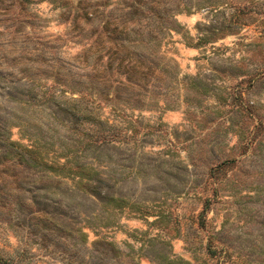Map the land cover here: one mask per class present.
I'll use <instances>...</instances> for the list:
<instances>
[{
    "label": "rangeland",
    "instance_id": "1",
    "mask_svg": "<svg viewBox=\"0 0 264 264\" xmlns=\"http://www.w3.org/2000/svg\"><path fill=\"white\" fill-rule=\"evenodd\" d=\"M0 65L84 110L0 97L56 162L0 165V264H264V0H0Z\"/></svg>",
    "mask_w": 264,
    "mask_h": 264
},
{
    "label": "trees",
    "instance_id": "2",
    "mask_svg": "<svg viewBox=\"0 0 264 264\" xmlns=\"http://www.w3.org/2000/svg\"><path fill=\"white\" fill-rule=\"evenodd\" d=\"M126 54L132 53L128 48L124 47ZM140 57V55H137ZM142 60V58H138ZM0 97L1 99L6 98L9 103L13 102L21 108L27 109L29 106L38 103L39 101L46 102L54 110L52 115L60 120L61 122L67 123L70 129H75L79 124L81 119L80 111H84L83 108L74 101L69 103L67 101H60L56 98L53 93H47L46 90L36 89V80L32 77H16L12 76L11 72L4 71V68L0 65ZM36 101V102H35ZM8 116H3L0 114V165H5L9 163V166L13 167L15 171L16 167L24 169L35 168L37 170H46L52 168L56 163L54 160L48 159L49 152L42 148V133L40 131V126L38 123H33L36 129H31V121L27 117H20L14 121L9 120ZM33 125V126H34ZM16 127L20 130L21 134L27 138L26 143H21L18 140L11 138L12 128ZM108 129H100L98 132L101 133L102 142H105L106 131ZM87 137H92L93 133L88 131L84 133ZM91 139V138H90ZM89 144L95 143V141L88 140ZM45 144V143H44ZM70 149L64 154L69 153ZM76 152V151H75ZM74 152V156H75ZM76 165H67L69 172L74 170L78 175H83L84 166L75 160ZM66 164L64 163L61 168L64 169ZM72 168V169H71ZM62 169V170H63ZM65 170V169H64ZM20 171H15L14 175H17ZM89 173V171H88ZM87 174V173H86ZM89 178V177H88ZM17 185H21L23 181H16ZM87 183L89 181L87 180ZM89 185V184H88ZM24 196L18 194L16 201L23 204ZM35 202L40 203L39 200L34 199ZM19 214H23L21 209H18ZM46 208H42L45 211ZM53 213L52 211H47ZM64 215L68 211H61ZM26 214H24V217ZM166 259V257H163Z\"/></svg>",
    "mask_w": 264,
    "mask_h": 264
}]
</instances>
